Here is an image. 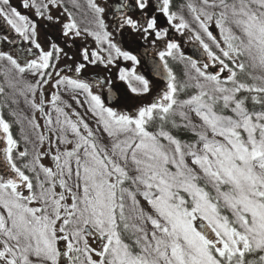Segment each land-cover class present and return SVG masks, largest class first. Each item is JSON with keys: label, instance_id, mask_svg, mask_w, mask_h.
I'll use <instances>...</instances> for the list:
<instances>
[{"label": "snow or ice", "instance_id": "6c2138e0", "mask_svg": "<svg viewBox=\"0 0 264 264\" xmlns=\"http://www.w3.org/2000/svg\"><path fill=\"white\" fill-rule=\"evenodd\" d=\"M85 4L0 0V264H264V0Z\"/></svg>", "mask_w": 264, "mask_h": 264}, {"label": "flooded vegetation", "instance_id": "af4514ba", "mask_svg": "<svg viewBox=\"0 0 264 264\" xmlns=\"http://www.w3.org/2000/svg\"><path fill=\"white\" fill-rule=\"evenodd\" d=\"M14 3H17L18 4V0H13ZM80 2L82 4H84V7H85V10H86V4H85V0H80ZM101 2H105V0H101ZM107 3L111 4L112 3V0H107ZM177 3H179V0H177ZM21 11L23 12L24 10L21 9ZM30 14V13H29ZM31 15V14H30ZM78 19H80V17L78 16L77 17ZM46 22L45 21H40V33H41V41L43 42L45 36H48L50 35L51 37L55 38L57 37L58 33L53 29V28H44L43 25L45 24ZM190 35V34H189ZM168 38L169 39H174L176 40L178 43L181 44V49L182 51L186 54V55H194L196 57H199L200 56V52H199V49H198V45H194L193 43H190L188 42V36H184V37H181L178 33H176L175 31H171L168 35ZM117 40H121L122 41V46H124L125 48H131L134 50V54H138V56L140 58H142V64L141 65H138L137 66V71L140 73V74H145L146 73V68L147 67H150L152 61L154 59H156L154 53L159 50V48H162L163 45H159L158 48H154L150 42H144L143 40H140L139 38H137V42L136 43H131V38L128 36V33L127 31L125 32L124 36L123 37H120V36H117ZM58 43H60V45L63 47L64 46V43L62 40H58ZM27 47V45H23L22 42L20 41H17V44L16 45H11V44H8V43H4L2 45H0V48H2V50L4 51H8L10 53H13L15 54L14 52V49L16 51H18L21 47ZM82 46V42L77 39L75 41V44L73 45V47L71 49H68L66 48L65 50L66 51H69V54L70 55H74V56H77V53H78V49ZM67 63V64H71L72 61H63L61 64H60V67L63 68L64 67V64ZM118 65L119 67H131V62L130 61H123L122 59L118 62ZM175 67V70L180 73L181 72V68L179 67ZM113 70V74L112 77L115 79V76L118 72V68L114 67L112 68ZM65 74L67 75H73V73H70V72H65ZM110 73L107 72L106 70L103 69L102 66H88V68L84 71L83 75H82V79H85L86 81L92 83L93 85H95V81L96 80H99V79H102L103 77L105 76H109ZM150 78L154 81V82H157V88H160V87H163V82L158 80V79H155L153 76H152V73H151V76ZM96 86V85H95ZM106 87V86H105ZM126 88L122 82L116 80V88ZM116 88H115V91H116ZM117 92V91H116ZM154 95H155V91H153ZM149 99H151V97H149ZM13 131L15 133L18 134V128L14 126L13 128Z\"/></svg>", "mask_w": 264, "mask_h": 264}, {"label": "rangeland", "instance_id": "374dc122", "mask_svg": "<svg viewBox=\"0 0 264 264\" xmlns=\"http://www.w3.org/2000/svg\"><path fill=\"white\" fill-rule=\"evenodd\" d=\"M153 95H154V93H153ZM63 99H64V98H63ZM80 99H81V98H80ZM69 100H70V104L72 105V107H73V108H76L77 111H79V112L81 113V115H84L85 109H84V108H80V107H78V106L75 104V102L71 99V97H70ZM81 101H83V99H81ZM126 103H131V102H130V101H126ZM21 106L23 107V104H21ZM85 107H86V106H85ZM120 107L123 108V105H121ZM126 110L131 111V108H127ZM24 111H25L26 114H30V112H29L28 109H25ZM69 111H70V110H69ZM36 115H37V117H39V113H37ZM39 122L41 123V125H43V121H42V120L39 121ZM89 123L92 124L93 127H95V125L92 123L91 120H89ZM44 163H45V164H49L50 161H49V160H45Z\"/></svg>", "mask_w": 264, "mask_h": 264}, {"label": "water", "instance_id": "95a60500", "mask_svg": "<svg viewBox=\"0 0 264 264\" xmlns=\"http://www.w3.org/2000/svg\"><path fill=\"white\" fill-rule=\"evenodd\" d=\"M160 78V77H159Z\"/></svg>", "mask_w": 264, "mask_h": 264}]
</instances>
